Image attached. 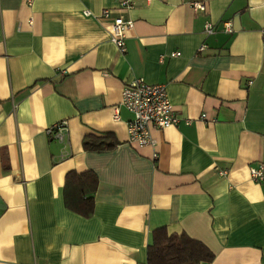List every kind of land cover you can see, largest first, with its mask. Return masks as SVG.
I'll list each match as a JSON object with an SVG mask.
<instances>
[{"label": "crops", "instance_id": "1", "mask_svg": "<svg viewBox=\"0 0 264 264\" xmlns=\"http://www.w3.org/2000/svg\"><path fill=\"white\" fill-rule=\"evenodd\" d=\"M262 29L264 0H0V264H148L160 232L203 243L200 264H264ZM138 78L166 85L178 118L153 144L128 141ZM70 172L94 189L74 197Z\"/></svg>", "mask_w": 264, "mask_h": 264}, {"label": "built area", "instance_id": "2", "mask_svg": "<svg viewBox=\"0 0 264 264\" xmlns=\"http://www.w3.org/2000/svg\"><path fill=\"white\" fill-rule=\"evenodd\" d=\"M33 0H24L25 3L31 4ZM119 5L124 8L132 6V0H117ZM197 10L204 11L205 4L203 1L193 3ZM104 14L107 16V12ZM131 27L130 21H124L117 17L110 26V40L116 46L119 53L126 52L125 30ZM222 28L226 32L232 31V24L229 21L222 23ZM216 28L212 23L206 22L204 33L212 34ZM262 51H264V29L260 31ZM204 49L201 45L199 50ZM178 55V53H173ZM120 103L132 113V118L127 121L128 141L138 145L153 144L151 129H164L178 122L173 106L169 100L166 85L148 84L143 79H135L124 85L121 91ZM203 118V116H202ZM188 122V121H187ZM67 124L65 121L55 123L48 128V133L57 141H64L67 137ZM250 178L255 182L264 180V165L249 168Z\"/></svg>", "mask_w": 264, "mask_h": 264}, {"label": "trees", "instance_id": "3", "mask_svg": "<svg viewBox=\"0 0 264 264\" xmlns=\"http://www.w3.org/2000/svg\"><path fill=\"white\" fill-rule=\"evenodd\" d=\"M113 145V143L103 145L90 137H85L83 140L85 149L96 151L110 148ZM66 182H72L74 197L81 198L94 189L97 180L90 173L76 176V174L70 172L66 176ZM83 201L86 206H89L88 208L92 209L91 198H85ZM72 204H75V201H68V206ZM212 258L213 254L203 243L188 237L186 234L167 236L166 233L160 232L155 236L153 244L147 248L148 264H200L210 262Z\"/></svg>", "mask_w": 264, "mask_h": 264}]
</instances>
